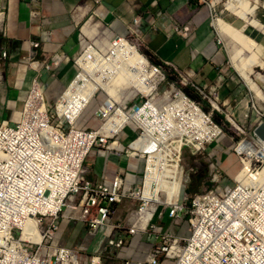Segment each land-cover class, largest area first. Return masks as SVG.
Instances as JSON below:
<instances>
[{
	"label": "built area",
	"instance_id": "obj_1",
	"mask_svg": "<svg viewBox=\"0 0 264 264\" xmlns=\"http://www.w3.org/2000/svg\"><path fill=\"white\" fill-rule=\"evenodd\" d=\"M143 19L135 15L126 34L106 24L98 33L82 30L77 54L45 63L47 70L62 60L77 67L53 104L39 62L24 58L35 72L21 118L0 120V264H109L57 241L61 219L76 213L90 233L103 228L106 248H135L121 264H264V159L247 166V154L235 149L237 175L230 179L212 162V185L192 196L182 164L186 148L214 155L224 77L207 86L191 67L154 63L144 50ZM119 205L127 226L111 221ZM143 212L150 215L142 227ZM184 221L189 235L179 234Z\"/></svg>",
	"mask_w": 264,
	"mask_h": 264
},
{
	"label": "crops",
	"instance_id": "obj_2",
	"mask_svg": "<svg viewBox=\"0 0 264 264\" xmlns=\"http://www.w3.org/2000/svg\"><path fill=\"white\" fill-rule=\"evenodd\" d=\"M137 14L144 18V50L151 57L171 62L179 70L195 69V80L200 84L209 86L220 79L219 70L223 69L219 66L226 54L214 39L209 11L197 0H0V120L15 122L21 118L29 77L35 72L24 58L39 62L46 98L53 104L77 67L62 60L59 66L47 70L45 63H52L62 52L77 54L82 30L98 33L100 25L106 24L116 34H126L127 24ZM175 24L188 33L176 32ZM32 41L39 46L33 48ZM225 82L219 93L229 101L233 94H229ZM229 145L221 136L211 148L219 150ZM224 161L222 170L234 176L241 166L238 156L225 155Z\"/></svg>",
	"mask_w": 264,
	"mask_h": 264
},
{
	"label": "rangeland",
	"instance_id": "obj_3",
	"mask_svg": "<svg viewBox=\"0 0 264 264\" xmlns=\"http://www.w3.org/2000/svg\"><path fill=\"white\" fill-rule=\"evenodd\" d=\"M247 1L249 2L250 7L255 8L256 10L253 14L250 12L248 14L247 11V18H245L243 15L238 14L233 8H230L233 0H197V2L205 6L209 11L208 15L210 22L214 24V27L211 25L215 36L214 39L216 40L217 46L224 51V54H226V56H224L226 58L223 65L219 66L223 69L219 70V74L221 76L223 75L224 82L226 78L225 87L229 90V94H233L228 104L224 102L225 99L221 98V105L219 104L221 106V110H214V112H218L220 117H224L221 119V123H218L223 129L220 138L221 136L225 137L226 140L229 141L230 145L224 148H221L220 146L219 150L217 148H213L212 151L217 149L213 156L206 151L194 153L193 148L191 147L186 148L184 151L182 164L187 175V186L188 188L191 187L193 179H195L197 184H194L197 185V193L205 191L212 185V162L217 170L232 179L222 170L225 163V155L227 156L228 154L231 155L234 153L237 155L235 149H238L241 142L244 140L252 141L258 138L254 135V129L261 121H264V80L260 79V77H264V67L260 65L255 66L253 72L251 73L252 79L258 85V97L249 89L246 84V80L240 75L239 71L235 69V64L230 58L231 50L233 52L234 50L245 48V46L243 43L235 41L230 35L225 34L218 24L219 20H221L224 24H233L238 28V30L240 29L239 31L242 35L249 39H253L260 45L262 44L264 46V0ZM237 7H239V11L240 5H237ZM245 52V56L247 58L251 57L252 53L250 51L245 50ZM192 88V91L201 97L200 103L202 108L204 109V107H208L209 111H212V106L207 99H204L196 88ZM207 90L209 91V88H207ZM215 106L217 107V103ZM240 111H242V114H240ZM226 114H229L230 119L227 118ZM4 117H7V115ZM91 120L92 122H90V124H95L93 122V117ZM216 132L218 131L215 130L214 133L212 132V136L215 135ZM127 133L129 136L132 135V132L129 131V129L127 130ZM130 139V137H126L122 138V141L127 144ZM224 143L226 144V142ZM220 145L223 144L221 143ZM243 157H245V155ZM248 159L249 157L244 160ZM237 173H235L234 176ZM189 194L192 196L194 192L189 191ZM127 212L126 206L119 205L117 214L115 217H112L111 221L120 222L123 226H127ZM188 229L189 225L187 221H184L179 234L189 235ZM103 234V228H100L94 233H90L87 226L80 221L79 213H76L74 218L61 219L57 241L81 248L82 253L86 256L93 253L102 254L105 257V262L109 264H121L124 256L131 254L135 249L129 246V248L126 249L128 252H125L124 250L106 248L107 237ZM131 237V235H128V242L131 240Z\"/></svg>",
	"mask_w": 264,
	"mask_h": 264
},
{
	"label": "bare ground",
	"instance_id": "obj_4",
	"mask_svg": "<svg viewBox=\"0 0 264 264\" xmlns=\"http://www.w3.org/2000/svg\"><path fill=\"white\" fill-rule=\"evenodd\" d=\"M237 5H240V10L238 11L239 7ZM233 8L238 14L243 15V17L247 18V11L253 14L255 12V8H251L249 5V2L247 0H233V3L230 7ZM218 24L220 25L221 30L225 33L230 35L235 41L243 43L245 48H241L239 50H234L232 52L230 58L235 64V68L239 71L240 75L246 80V84L249 87V89L254 92L258 97V85L255 83V81L252 79L251 73L254 70L255 66H263L264 67V46L253 39H249L242 35V33L238 30V28L233 24H224L221 20L218 21ZM245 50H248L252 53L251 57L247 58L245 56L246 52ZM261 80H264V77H260ZM256 96V98H257ZM258 99V98H257ZM183 102V100H182ZM181 102V103H182ZM204 114L202 111V117H199V119L203 122ZM205 117V116H204ZM208 130V128H206ZM217 131V130H216ZM217 133V132H216ZM215 133V134H216ZM238 152H245L247 156L249 157L248 160H244L243 163L245 165H249L250 159L254 156L261 157L264 159V140L260 139L259 137L252 140H244L241 142L237 149ZM242 175V174H241ZM240 175V176H241ZM238 176V177H240ZM248 179V178H246ZM177 187V185H176ZM156 204H153L150 209H155ZM151 210V211H152ZM149 211V210H147ZM150 213L143 212L142 217L139 219L140 226H145Z\"/></svg>",
	"mask_w": 264,
	"mask_h": 264
},
{
	"label": "trees",
	"instance_id": "obj_5",
	"mask_svg": "<svg viewBox=\"0 0 264 264\" xmlns=\"http://www.w3.org/2000/svg\"><path fill=\"white\" fill-rule=\"evenodd\" d=\"M151 60L154 62V63H159V64H161L162 62H160V61H158L157 59H155V58H153V57H151ZM184 90L192 97V98H194V99H196V100H201V97L198 95V94H196L194 91H192L193 90V88L192 87H190V86H186L185 88H184ZM204 109L205 110H209L208 109V107H204ZM242 109H243V107H242ZM240 114H242V111H240ZM222 118H224V117H220V115L218 114V112L216 111V112H214V119L218 122V123H221V119ZM197 184L196 183V180L195 179H193V184H192V186L191 187H189L188 188V192L190 191V192H194V193H196L197 192V185H195V184Z\"/></svg>",
	"mask_w": 264,
	"mask_h": 264
},
{
	"label": "water",
	"instance_id": "obj_6",
	"mask_svg": "<svg viewBox=\"0 0 264 264\" xmlns=\"http://www.w3.org/2000/svg\"><path fill=\"white\" fill-rule=\"evenodd\" d=\"M254 133L260 139L264 140V121L260 122L254 129Z\"/></svg>",
	"mask_w": 264,
	"mask_h": 264
}]
</instances>
